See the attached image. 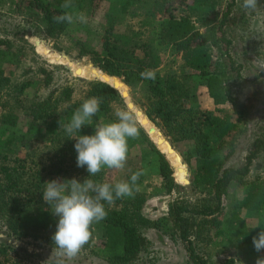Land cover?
Wrapping results in <instances>:
<instances>
[{
    "label": "trees",
    "instance_id": "1",
    "mask_svg": "<svg viewBox=\"0 0 264 264\" xmlns=\"http://www.w3.org/2000/svg\"><path fill=\"white\" fill-rule=\"evenodd\" d=\"M20 1H25V12L38 16L42 34L52 39L68 37L70 25L56 23L54 17L77 9L91 18L106 0H72L73 8L68 10L60 7L64 0ZM218 4V0H118L116 12L105 15L98 48L88 45L83 37L73 40L77 56H86L103 73L119 77L124 85L138 89L141 103L137 104L189 168V188L202 194L192 202L173 200L164 215L148 219L142 213L145 198L140 176L139 190L133 197L118 199L112 206L105 204L107 217L99 222L103 237L96 256L107 264L134 262L148 244L142 230L151 229L159 236L177 239L192 264H213L203 255L204 248L200 251L199 244L205 246L215 242L213 239H221L253 245V237L264 230V177L247 179L253 160L264 151V135L252 140L242 165L227 164L241 130L238 123L247 112L225 87V71L219 67L212 70L213 58L221 62L225 57L232 65L231 41L223 29L228 9L215 23L214 16L209 19L205 15L207 11H215ZM185 6L199 13L191 17L183 9ZM123 13L132 23L119 31L115 15ZM79 26L86 31L84 24L79 22ZM9 45L0 38V135L9 132L0 140V222L8 235L40 239L55 248L51 236L42 233L56 228L58 220L46 209L34 213L27 210L43 201L45 182L75 178L82 183L89 176L86 167L76 166V141L66 136L62 126L84 100L99 97L98 113L77 134L93 135L98 125L115 121L114 112L123 104L118 92L106 83L78 80V90L66 83L53 85L51 72L42 67L36 69L39 77L10 85L3 69L9 63ZM164 48L178 58L177 70L168 68L173 60L164 61L161 53ZM146 69L155 71V79L141 78L140 73ZM200 80L212 102V110L192 102L190 83ZM225 104L231 110L219 108ZM21 123L24 129L20 133L15 129L21 128ZM15 142L25 149L24 155L14 154ZM134 143L143 146L140 155L154 168L160 188L167 194L178 189L167 160L141 127L139 137L128 140V158L120 175L113 179L102 170L91 179L114 184L128 180L140 170L129 158ZM234 186L240 189V196L231 211L224 213L221 201ZM237 210H243L246 216L255 213V226L259 229L253 230ZM218 216L221 217L217 219ZM89 242L83 249L88 248ZM0 264L17 263L0 259ZM218 264L234 261L227 258Z\"/></svg>",
    "mask_w": 264,
    "mask_h": 264
},
{
    "label": "rangeland",
    "instance_id": "2",
    "mask_svg": "<svg viewBox=\"0 0 264 264\" xmlns=\"http://www.w3.org/2000/svg\"><path fill=\"white\" fill-rule=\"evenodd\" d=\"M218 1L219 4L216 10L207 11L208 14L205 13V15L209 19L214 16L216 18L214 20L215 23L220 19L226 8L228 9V16L223 23V29L225 36L231 41L229 57L232 65L229 66L225 57L221 58V62L213 58L212 70L219 67V69L225 71L227 77L225 87H228L231 96L247 112V115L238 123L241 130L236 137L233 151L227 160L228 165L239 167L250 149L252 140L255 137L259 138L264 135V73L261 72L264 70L257 63L258 60H264V0H258V7L253 11H247L241 7L243 0ZM117 4L118 0H106L101 3L94 16L87 18V23H83L86 27L85 32L81 30L80 26L77 27L79 24L77 21L69 25L68 37L49 39L42 34L38 16L24 11L25 1L0 0V38L8 41L11 51L9 63H7L8 66L3 69L6 77H9L10 85L39 77L36 71L39 67L48 69L51 72L53 85L66 83L73 85L78 90V87H80L78 80L82 82L97 80L96 78H85L74 74L64 63L49 61L36 50L34 40L39 42L49 53L65 57L76 67H90L103 73L93 66L86 56H77V48L74 46L73 40L76 37H83L88 42V45L98 48V39L105 25V15L116 12ZM185 8L183 9L191 17L199 13V11ZM73 13H78V10L73 9ZM115 17L117 20L116 27L119 31L131 26L132 22L126 13L115 15ZM161 53L165 57L164 61L173 60V64L169 63L168 68L174 71L177 70L180 65L178 58L169 49L164 48ZM8 73L10 74L8 75ZM159 73L163 75L164 71L159 70ZM113 78L122 83L119 77ZM190 85L193 97L192 102L201 108L212 110L214 107L206 94L203 81H192ZM124 86L126 97H122L119 91L115 89L121 98L123 106L129 102L145 116L142 107L137 104L139 101L141 103L138 89ZM42 89H40L41 92ZM219 108L231 110L229 104ZM18 115L21 116V113L18 112ZM19 127L21 128H16L15 130L21 133L24 129L23 123ZM155 128L170 148L177 153L169 139L157 127ZM8 133L7 131L0 135V140ZM14 144L12 146L14 154L24 155L25 149L23 147L19 148L16 142ZM153 145L156 148L154 143ZM140 152H143L142 145L131 144L129 158L134 165L140 166V170H143L144 173L141 176V188L145 198L142 205V213L146 218L156 219L164 215L168 204L173 200L188 199L192 202L202 197V194L198 191L189 188V168L182 162L178 153L181 164L186 171L185 180L187 183L179 182L176 179L174 168L170 165L165 154L162 153L172 170L173 181L178 186V189H174L167 194L160 188V178L155 174L154 168L151 167L145 158L141 157ZM103 170L106 171V175L114 176L113 179L117 178L121 173L120 170H109L107 168ZM254 177H264V151L260 152L250 166L247 179L250 180ZM239 192L240 189L237 186L228 190L227 195L221 201L224 213L231 211L240 196ZM40 209H46L51 212L50 206L44 201L29 208L27 212L34 213ZM237 212L248 221L250 227H254L252 228L253 230L259 229L255 226V219L257 218L255 213H249V216H246L247 214L243 210H237ZM51 215L58 220V217L54 216L52 212ZM219 217L221 216H218L217 219ZM55 230L56 228L47 230L42 234L52 236ZM102 231V225L94 223L88 248L82 249L76 257L68 260L67 258L58 257L55 248L47 246L40 239L35 240L23 236L8 235L0 222V249H3V252H1L3 256L0 255V259L13 260L17 264H61V261L63 264H107L96 256L102 242ZM141 234L148 244L131 264H192L187 259L185 251L177 239L171 240L159 236L157 232L151 229L142 230ZM213 241L215 242L205 246L199 244L200 251H203L204 248L205 253L203 255H206L213 264H218L227 258H231L234 264H256L258 259H264V249L257 252L253 245H243L237 240H232L229 243L223 242L221 239H213Z\"/></svg>",
    "mask_w": 264,
    "mask_h": 264
},
{
    "label": "clouds",
    "instance_id": "3",
    "mask_svg": "<svg viewBox=\"0 0 264 264\" xmlns=\"http://www.w3.org/2000/svg\"><path fill=\"white\" fill-rule=\"evenodd\" d=\"M60 7L65 10L73 8L72 0H64ZM241 7L253 11L258 7V0H243ZM53 19L56 23H87L84 12L65 11ZM257 63L264 70V60ZM140 76L146 80L155 79V71L146 69ZM100 103L99 97L84 100L73 112L70 121L62 126L66 136L76 141V166L86 167L88 178L82 183L75 178L53 179L44 183L42 192L43 201L58 217L56 230L51 236L56 255L68 260L76 257L90 241L92 225L107 217L105 204L112 206L118 199L133 197L139 190L137 181L144 174L143 170H138L128 180H119L114 184L91 179L105 168L123 170L128 158V140L137 139L140 135L138 118L141 112L134 110L135 106L131 104L117 108L115 121L98 125L93 135H77L82 126L90 123L98 113ZM252 243L257 252L264 249V230L253 237ZM256 264H264V259H258Z\"/></svg>",
    "mask_w": 264,
    "mask_h": 264
},
{
    "label": "bare ground",
    "instance_id": "4",
    "mask_svg": "<svg viewBox=\"0 0 264 264\" xmlns=\"http://www.w3.org/2000/svg\"><path fill=\"white\" fill-rule=\"evenodd\" d=\"M34 45L37 51L43 54L49 61H55L58 63H64L70 68L74 74L85 77V78H96L97 80L104 81L106 84L115 88L119 91L122 97H126L125 86L113 77L104 75L90 67H76L65 57L54 55L49 53L45 48H43L39 42L34 40ZM130 103L128 102L127 105ZM134 110H138L134 108ZM140 111V110H139ZM141 112V111H140ZM138 124L141 129L146 133L148 138L156 145V148L163 154L170 162V165L174 168V175L179 182L185 183L186 171L181 164L180 158L177 153H175L168 145V143L162 138L159 131L146 119V117L141 113L138 118Z\"/></svg>",
    "mask_w": 264,
    "mask_h": 264
},
{
    "label": "water",
    "instance_id": "5",
    "mask_svg": "<svg viewBox=\"0 0 264 264\" xmlns=\"http://www.w3.org/2000/svg\"><path fill=\"white\" fill-rule=\"evenodd\" d=\"M105 75V74H104ZM107 76V75H106ZM99 81H101V80H99ZM101 82H103V83H105L104 81H101ZM110 86V85H109ZM113 88V87H112ZM113 89H115V88H113ZM122 96V95H121ZM170 147V146H169ZM161 153V152H160ZM162 154V153H161ZM185 183H187V181L185 180Z\"/></svg>",
    "mask_w": 264,
    "mask_h": 264
}]
</instances>
